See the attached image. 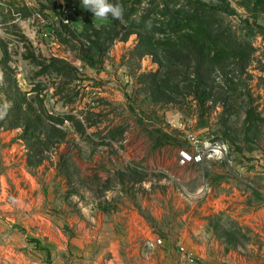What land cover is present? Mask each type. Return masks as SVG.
I'll return each mask as SVG.
<instances>
[{
  "label": "rangeland",
  "instance_id": "obj_1",
  "mask_svg": "<svg viewBox=\"0 0 264 264\" xmlns=\"http://www.w3.org/2000/svg\"><path fill=\"white\" fill-rule=\"evenodd\" d=\"M228 2L236 14L226 21L253 48L240 76L250 94L235 97L215 83L217 102L201 106L193 96L150 99L141 75L159 65L153 55L132 51L137 34L118 37L104 63L92 67L80 59L81 45H89L87 23L74 2L0 0V110L9 105L0 119V264H115L112 257L129 255L141 233L161 236L178 250L187 237L189 244L197 241L202 218L224 250L261 258L264 122L250 128L244 118L250 99L264 116V36L242 21L251 12L241 0ZM257 19L264 26V12ZM92 20L98 27L111 23L109 17ZM41 103L49 113L43 120L67 131L58 147L43 153L23 136L24 126L13 127L21 116L41 125ZM60 114H74L86 127V120L102 122L82 132L74 121L57 123ZM98 130L116 138L101 144ZM162 132L176 144L155 147L153 136ZM206 197L212 209L203 213ZM134 208L139 212L130 217ZM246 212L253 215L245 222ZM143 217L155 229L138 226ZM128 228L136 235L125 244L106 245L109 231L126 236Z\"/></svg>",
  "mask_w": 264,
  "mask_h": 264
},
{
  "label": "trees",
  "instance_id": "obj_2",
  "mask_svg": "<svg viewBox=\"0 0 264 264\" xmlns=\"http://www.w3.org/2000/svg\"><path fill=\"white\" fill-rule=\"evenodd\" d=\"M71 2L83 10L86 17L87 26L83 34L89 45H81L80 59L92 67L104 63L108 48L118 37L128 40L132 34H137V43L132 51L140 57L153 55L159 65L156 70L141 75V83H148L150 99L172 102L181 95L193 96L204 106L210 99L217 102L215 83L228 86L235 97L250 94V89L246 92L245 86L240 84V76L249 65L253 48L249 42L241 41L232 23L226 21V15L236 14L228 0H221L222 3L219 4L204 0H110L123 6V18L113 20L109 17L111 23L99 27L92 20L94 14L81 7V0ZM240 4L251 12L242 21L250 28L255 25L264 36V26L257 19L258 12H264V0H241ZM232 65L239 66L240 70L237 67L232 69ZM178 74L183 75L181 80ZM250 100L246 104L244 122L250 128L259 129L263 126L264 116L258 111L254 99ZM232 101L237 103L238 99ZM46 114L49 113L41 103V125L27 117L24 119L23 116L13 124V127L24 126L23 136L41 146L42 153L58 147L67 136V131L43 120ZM47 116L50 120L57 121L55 116ZM59 116L61 119L57 123L63 125L65 120L74 121V124L80 125L79 130L82 132H87V127L91 128L102 122L86 120V127L74 114ZM227 130L230 131V128L227 127ZM103 131L94 132L101 138V144L108 136L116 138L115 135H102ZM153 139L155 147L176 144L174 136L167 132H162L160 137L153 136Z\"/></svg>",
  "mask_w": 264,
  "mask_h": 264
},
{
  "label": "crops",
  "instance_id": "obj_3",
  "mask_svg": "<svg viewBox=\"0 0 264 264\" xmlns=\"http://www.w3.org/2000/svg\"><path fill=\"white\" fill-rule=\"evenodd\" d=\"M236 190V188H235ZM235 193H231L230 196L233 197ZM224 195L220 194L219 197H214L213 199V210L216 211L218 208V201L221 200V198ZM210 197L205 198V202L203 204V209H205L203 213H207L208 210L212 209L207 207L208 200ZM200 210H203L202 207L199 208ZM264 211V207L261 209ZM134 212H139L138 210H132L131 215ZM202 212V211H201ZM139 214V213H138ZM205 215V214H203ZM248 215H253L252 212H246L244 215L245 222L248 221ZM142 216V215H141ZM157 216V215H156ZM129 218H126L127 224L131 225V220ZM145 219V217H143ZM252 218V217H251ZM261 219L264 221V217L262 216ZM252 221V220H251ZM207 220L205 218L199 219L197 230L198 232V239L195 242L194 240L191 241L189 244V237H187V240L185 243L179 244L180 246H184L185 249L188 252L195 253L201 257L204 264H264V250H262L261 258H254V257H248L246 255H243L238 250L230 249V250H224V243L220 241L218 238H216V235L213 233L214 229L212 227H208L206 224ZM138 226H142L141 228L147 229L150 231L155 229V227H152L148 220L145 219V221H141V223L138 224ZM129 227V226H128ZM140 230V228H139ZM135 232L134 235H136V231L134 229L131 230V228H128V231H126V236L121 233L115 234L114 231H109L106 236V245L109 248L114 247V245L117 244L123 245L125 242L126 237L130 238L131 235ZM143 237H152L148 236L146 234H139ZM136 239V237H135ZM188 243V244H187ZM133 246H130V248H127V252L129 255L123 256V255H114L112 257V262L115 264H182L181 263V252L180 250H176L173 245L164 238V244L159 247L154 253L148 256H144V254L140 251L139 247L135 242H133ZM132 248V249H131ZM75 264H81V263H75ZM87 264V263H86ZM102 264H111L110 260L107 259L102 262Z\"/></svg>",
  "mask_w": 264,
  "mask_h": 264
},
{
  "label": "built area",
  "instance_id": "obj_4",
  "mask_svg": "<svg viewBox=\"0 0 264 264\" xmlns=\"http://www.w3.org/2000/svg\"><path fill=\"white\" fill-rule=\"evenodd\" d=\"M216 151L224 152L227 150V147L216 145L214 146ZM224 150V151H223ZM199 157V160L202 158L201 155H196ZM164 244V239L161 236L155 237H142L141 239L137 240V245L140 251L144 254V256L151 255L154 253L159 247ZM179 250L181 252V263L182 264H204L201 257L195 253L188 252L184 246H180Z\"/></svg>",
  "mask_w": 264,
  "mask_h": 264
},
{
  "label": "clouds",
  "instance_id": "obj_5",
  "mask_svg": "<svg viewBox=\"0 0 264 264\" xmlns=\"http://www.w3.org/2000/svg\"><path fill=\"white\" fill-rule=\"evenodd\" d=\"M82 6L90 10L95 18L107 19L111 17L113 20H120L124 15V8L120 3H112L110 0H81ZM67 22V21H65ZM9 105H4L0 110V119L7 114Z\"/></svg>",
  "mask_w": 264,
  "mask_h": 264
}]
</instances>
